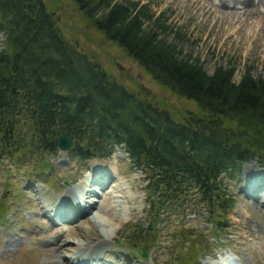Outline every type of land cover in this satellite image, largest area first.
<instances>
[{"label":"trees","instance_id":"trees-1","mask_svg":"<svg viewBox=\"0 0 264 264\" xmlns=\"http://www.w3.org/2000/svg\"><path fill=\"white\" fill-rule=\"evenodd\" d=\"M72 2L103 37L202 112L176 119L126 88L62 34L45 0H0V160L24 156L27 148L55 153L61 132L79 159L105 157L120 146L131 166L145 172V218L131 224L127 238L138 251L154 241L169 203L181 210L187 194H195L207 220L220 222L233 203L222 174L233 176L254 157L264 161V78L246 67L234 81L230 64L207 73L197 58L158 36L168 24L146 4ZM176 231L202 240L198 232ZM190 254L180 264H192L197 253Z\"/></svg>","mask_w":264,"mask_h":264},{"label":"rangeland","instance_id":"rangeland-1","mask_svg":"<svg viewBox=\"0 0 264 264\" xmlns=\"http://www.w3.org/2000/svg\"><path fill=\"white\" fill-rule=\"evenodd\" d=\"M130 1L146 4L149 13L154 16L162 14V21L168 25L158 32V36L174 43L182 54L197 58L207 73L216 65L230 64L234 67V81L239 79L246 67L252 76L264 78V0ZM45 3L54 9L62 34L75 41L78 48L99 62L126 88L166 108L176 119L189 112H202L192 99L179 96L158 83L121 47L103 37L72 0H45ZM146 23L144 20V25ZM176 33L180 36L177 37ZM20 153L25 155L5 156L0 162V224L7 231L13 229L14 233H5L0 228V251L3 250L0 252V264H68V259L74 261L75 256L87 248L84 241H104L105 245L97 251L109 250L119 256L116 264H126L127 260L133 264H149L150 260L151 264H180L188 260L192 249L197 255L204 250L203 242L200 247L194 239L193 243L189 240L181 244L175 242L172 234L174 230L181 229L189 236L194 231L204 237L210 232L216 234L210 237L215 250L206 258L201 256L200 263L219 264L221 255L224 257L222 263L229 262L227 257H230L236 264H239L237 259L240 264H264V183L256 192L245 193V189H249L259 175L264 174V161L260 163L256 157L243 162L238 174L231 177L225 174L223 182L227 184L233 204L220 222L205 221L206 209L196 200L195 194H187L188 198H180L181 205L196 209L202 215L193 216L188 212L183 217L184 225L176 226L175 219L180 218V214L168 210L169 215L159 222L158 240L149 248L150 258L138 260L132 251L116 246L127 244L131 224L135 220H143L146 208L143 200L145 172L134 169L121 148L114 147L107 158L90 160L79 159L60 149L54 154L40 152L37 148H27ZM41 159L46 162L43 167L39 166ZM91 162L109 166L115 180L109 183L108 190L100 199L95 197L92 206H85L84 213L67 224L66 230H61L59 224L50 223L41 214H26V210L23 211L25 208L40 211V202L53 206L59 197L66 194L64 185L75 179L81 180L78 183L79 194H82L89 185L90 173H84ZM260 165L263 167L260 168ZM27 174L32 175L31 182L21 188L20 181ZM63 179H67L64 185L61 184ZM91 188L98 190L96 185ZM65 196L70 198L69 194ZM88 199L94 200V196ZM81 204L86 205L84 201ZM187 209L185 211H190ZM101 212L115 220H103L99 216ZM214 212L218 214V211ZM113 223L116 225L110 230L109 225ZM19 224L22 226L19 227ZM214 224L220 228L219 231L213 227ZM20 233L24 234V238L19 243L11 242V250H8L3 243L4 238L15 240ZM146 237L143 235L141 238ZM75 250L80 251L73 254ZM104 257L109 258L110 263L115 261L113 255L106 253Z\"/></svg>","mask_w":264,"mask_h":264},{"label":"bare ground","instance_id":"bare-ground-1","mask_svg":"<svg viewBox=\"0 0 264 264\" xmlns=\"http://www.w3.org/2000/svg\"><path fill=\"white\" fill-rule=\"evenodd\" d=\"M259 2H260V0H259ZM118 191V190H117ZM119 193V192H118ZM117 193V194H118ZM126 194V193H125ZM131 195V194H130ZM130 198V197H129ZM121 202V201H120ZM120 204V203H119ZM260 205V207H261V203L259 204ZM263 205V204H262ZM109 208V207H108ZM262 208H263V210H264V207L262 206ZM108 211V210H107ZM99 216L103 219V220H106V221H114L115 219H110V218H107V217H105L106 216V214L104 213V212H101V213H99ZM107 216H109V214H107ZM118 216H120V214H118ZM116 217V220L119 218V217ZM110 223H112V222H110ZM116 225V223H113V224H111V225H109L110 227H109V229L111 230V229H113V228H111V227H114ZM95 255V252H91V250L89 249H87V248H84V250H83V252H81L80 254H77L76 256H75V258H74V261H76L77 262V264L78 263H80V262H83L85 259H83V258H90V256H94Z\"/></svg>","mask_w":264,"mask_h":264},{"label":"water","instance_id":"water-1","mask_svg":"<svg viewBox=\"0 0 264 264\" xmlns=\"http://www.w3.org/2000/svg\"><path fill=\"white\" fill-rule=\"evenodd\" d=\"M70 144H71L70 138L66 134L60 133L56 137V145L59 149L66 150L70 147ZM41 166H44L43 161H41Z\"/></svg>","mask_w":264,"mask_h":264}]
</instances>
